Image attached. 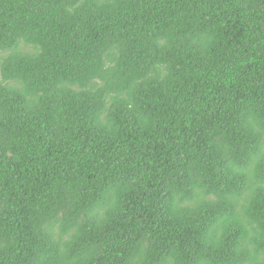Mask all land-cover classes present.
Listing matches in <instances>:
<instances>
[{
    "label": "trees",
    "instance_id": "obj_1",
    "mask_svg": "<svg viewBox=\"0 0 264 264\" xmlns=\"http://www.w3.org/2000/svg\"><path fill=\"white\" fill-rule=\"evenodd\" d=\"M0 264H264V0H0Z\"/></svg>",
    "mask_w": 264,
    "mask_h": 264
}]
</instances>
